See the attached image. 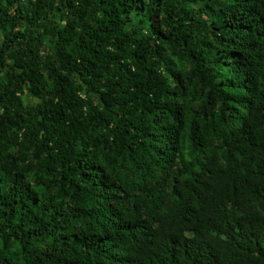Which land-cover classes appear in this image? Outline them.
I'll return each mask as SVG.
<instances>
[{
  "label": "trees",
  "instance_id": "obj_1",
  "mask_svg": "<svg viewBox=\"0 0 264 264\" xmlns=\"http://www.w3.org/2000/svg\"><path fill=\"white\" fill-rule=\"evenodd\" d=\"M0 37V264H264V0H0Z\"/></svg>",
  "mask_w": 264,
  "mask_h": 264
},
{
  "label": "rangeland",
  "instance_id": "obj_2",
  "mask_svg": "<svg viewBox=\"0 0 264 264\" xmlns=\"http://www.w3.org/2000/svg\"><path fill=\"white\" fill-rule=\"evenodd\" d=\"M1 43H2V39L0 37V45ZM24 100L26 101V103L33 102V97L30 95H25Z\"/></svg>",
  "mask_w": 264,
  "mask_h": 264
}]
</instances>
